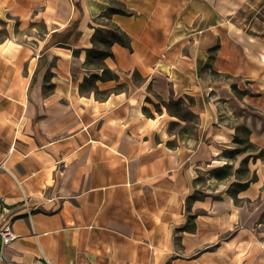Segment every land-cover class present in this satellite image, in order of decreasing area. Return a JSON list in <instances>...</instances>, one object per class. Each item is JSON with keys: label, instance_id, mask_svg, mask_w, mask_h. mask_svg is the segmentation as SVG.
Here are the masks:
<instances>
[{"label": "crops", "instance_id": "1", "mask_svg": "<svg viewBox=\"0 0 264 264\" xmlns=\"http://www.w3.org/2000/svg\"><path fill=\"white\" fill-rule=\"evenodd\" d=\"M236 2L0 0V196L16 234L0 264H264V159H249L256 179L236 196L247 178L233 174L187 201L198 170L239 167L245 154L221 155L238 124L264 148V41L229 27ZM111 7L128 12L109 20L131 42L111 46L118 80L96 84L123 88L99 100L79 83ZM160 99L188 105L198 138L169 130L186 122L156 112Z\"/></svg>", "mask_w": 264, "mask_h": 264}, {"label": "trees", "instance_id": "2", "mask_svg": "<svg viewBox=\"0 0 264 264\" xmlns=\"http://www.w3.org/2000/svg\"><path fill=\"white\" fill-rule=\"evenodd\" d=\"M113 13L127 14L128 12L121 8L111 7L106 11L104 16L109 20V17ZM91 42L92 46L86 49L85 65L96 71L91 72L87 77L83 78V80L79 83V92H92L97 99L103 100L111 92L121 90L123 87V84H117L112 89H99L98 85L96 84L97 80H118V75L106 66L104 60L107 57L113 56L110 48L114 43H118L125 47H130L131 41L130 37L119 26L110 22V26L95 28L91 36ZM97 71H100V73H98ZM134 76H139L140 78V75L137 73V71L134 72ZM160 104L164 105L170 115L177 117L181 121H185L186 124L188 121L187 119H191L192 117L196 118L197 120V116L189 109L188 105L184 104L181 99L169 100L167 102L159 101V103H153L156 112H160L162 110ZM185 107L187 108V110L184 111ZM143 111L147 116H154L150 109L145 106L143 107ZM180 124L181 123L179 121H171L169 124V130L173 131L172 127L174 125ZM186 124H184L183 126H186ZM237 129L241 130L245 138H243V136L240 137L239 133H236L233 138V142L237 144L244 143L245 147H243L242 149H238V147H235L234 149L227 152H229V154L233 158L245 151H248L250 153L243 157L237 169H234L232 164L226 163L212 170V175L217 180L228 178L233 174L236 176H244L245 178H247L244 182L236 181L230 184L228 192L233 196H236V193L239 190L246 188L251 181L256 179L255 173H252L250 178H248V174L250 173V170L247 167L249 159L251 157L253 159L257 157L264 159V148L258 147L256 144L249 140V130L244 126H238L236 127V130ZM176 143V139L167 141V145L170 147L176 146ZM255 151H257L258 153L253 154V152ZM191 199H196L193 194L187 198V201L189 202Z\"/></svg>", "mask_w": 264, "mask_h": 264}, {"label": "rangeland", "instance_id": "3", "mask_svg": "<svg viewBox=\"0 0 264 264\" xmlns=\"http://www.w3.org/2000/svg\"><path fill=\"white\" fill-rule=\"evenodd\" d=\"M236 1L237 2L235 3L233 7L230 6L229 4V12H231V17L230 19H228L230 22L229 27L234 28L235 31H237L238 33L244 31V29H247V30L250 29L254 33H260V34L262 33V38L264 41V0H236ZM101 22L104 23L106 26H110V20H108L107 18L102 19ZM248 25H250V28L248 27ZM213 76L218 77L219 81L230 82V84H232V88L234 92L236 93L244 92V90H239L237 87L238 85H240V87L243 86V81H242L241 76H232L230 74H222V75L219 74L218 75V73H215V72H213ZM112 88H108V89H112ZM246 91H248V89ZM159 101H162V100L160 99ZM185 110H187L186 107L184 111ZM187 120L188 121H187L186 126H183L184 124L174 125L172 127V130L175 132L176 136L179 137V139L182 140V138H184L185 141L186 140L193 141L196 138H198V133H197V130L195 129V123L197 122V120L194 117H192L191 119H187ZM238 126H242V124H238L236 127ZM237 130H236V133H239L240 137L243 136V138H245L241 130H238V131ZM233 145H234L233 147H238V149H242L243 147H245L244 143H241V144L234 143ZM249 153L250 152L245 151L243 153H240L239 156H241L242 154L247 155ZM256 153L258 152L257 151L253 152V154H256ZM221 155L227 158L236 159V157L235 158L231 157V155L227 151H224ZM212 170L213 169L211 167H203L202 170H198V176L196 178V185L198 189H196L192 193L196 199L203 198L206 192L208 190L214 189V187L217 189H221L222 183H219L220 180H217L212 175ZM214 178L217 181L214 180ZM213 195L216 196V194H213ZM191 200H194V199H191ZM260 221L262 225H260L259 228H263L264 227V212L260 216Z\"/></svg>", "mask_w": 264, "mask_h": 264}, {"label": "built area", "instance_id": "4", "mask_svg": "<svg viewBox=\"0 0 264 264\" xmlns=\"http://www.w3.org/2000/svg\"><path fill=\"white\" fill-rule=\"evenodd\" d=\"M0 168H1V164H0ZM2 202L3 200L2 197L0 196V242H1V247L3 248L4 246L10 244L16 238V234L12 229V224L10 223V221L5 220L3 217L4 207ZM8 264H13V263L8 261ZM31 264H50V263H48L46 259L35 258L31 262Z\"/></svg>", "mask_w": 264, "mask_h": 264}]
</instances>
